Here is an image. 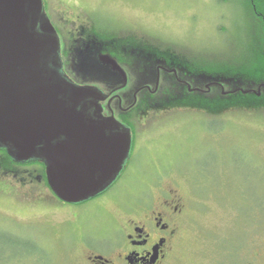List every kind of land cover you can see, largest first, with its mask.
Instances as JSON below:
<instances>
[{
  "label": "rangeland",
  "instance_id": "1",
  "mask_svg": "<svg viewBox=\"0 0 264 264\" xmlns=\"http://www.w3.org/2000/svg\"><path fill=\"white\" fill-rule=\"evenodd\" d=\"M251 4L250 0H42L59 41L67 80L101 91L127 83L121 92L124 102L139 84L153 81L150 70L156 64L150 60L151 68L146 59L156 51L202 75L201 88L216 79L231 85L230 74L200 72L197 64L226 71L249 64L252 53L261 56L264 46L255 44L253 37L259 29L256 17L263 13L257 11L254 18ZM141 45L152 51L134 47ZM101 56L120 60L114 62L123 75L124 70H133L124 79ZM240 80L222 89H232L229 93L236 95H242L245 87L251 93L263 89ZM160 87L158 92H179L168 81ZM206 96L214 95L208 91ZM247 99L238 102L230 97L216 112L196 108L200 105L169 108L167 104L138 116L144 124L136 123L132 157L112 186L111 199L103 203L64 204L36 180L30 190L23 182H14L19 186L15 197L0 190V264H82L75 228L118 216V202L126 192L152 181L154 171L168 173L169 180L177 182L188 206L187 224L176 248L179 258L168 264H264V105L246 103ZM3 175L13 182L14 176Z\"/></svg>",
  "mask_w": 264,
  "mask_h": 264
},
{
  "label": "water",
  "instance_id": "2",
  "mask_svg": "<svg viewBox=\"0 0 264 264\" xmlns=\"http://www.w3.org/2000/svg\"><path fill=\"white\" fill-rule=\"evenodd\" d=\"M26 1L40 5V0H0V147L18 163L42 160L55 195L78 204L115 178L131 137L127 132L105 136L104 128L116 126V120L102 119V91L67 80L58 38L31 33ZM52 40L56 70L42 60ZM101 60L119 69L111 58ZM88 102L96 107V119L78 110Z\"/></svg>",
  "mask_w": 264,
  "mask_h": 264
},
{
  "label": "flooded vegetation",
  "instance_id": "3",
  "mask_svg": "<svg viewBox=\"0 0 264 264\" xmlns=\"http://www.w3.org/2000/svg\"><path fill=\"white\" fill-rule=\"evenodd\" d=\"M40 5H36L31 1L24 3L25 10L29 16L28 27L31 33L37 38L43 36L51 37L52 34L56 36L50 18L44 12L42 0H40ZM251 6L253 10L256 9L254 4ZM40 7L41 10H39ZM51 28L53 31H51ZM144 46L146 47V45ZM144 46L134 47L142 52L149 53L152 51L151 49L148 51ZM149 46L151 47L150 44ZM111 51L113 52L114 49ZM118 51L120 52V50ZM153 54L154 56L149 60L146 59L151 68L152 64H156L155 70H150L153 76L150 74L153 78V83L142 82L139 84L135 87L136 89L130 92V98L127 102L122 100L121 93L125 90L127 83L124 85L120 83L102 91L104 99L99 100V112L102 115V119L112 115L116 120V126L104 128L103 133L105 136L109 137L117 132H127L131 137L128 155L121 169L115 174V178L101 187L99 191L88 199L78 204L69 203V205H77L79 207L81 204H89L92 201L103 203L107 199H111L112 186L121 178L122 172L127 166L126 164L132 157L135 126L137 124H144L141 121L143 118L136 119L138 116L144 115L148 111L152 112V110L157 111L158 109H162L167 104L170 106L169 108H173L174 104L180 107L198 106L200 105V96L206 95L208 91H212L214 96L217 95V92L223 95L231 92V89H222L225 85L217 79L216 81L205 83V88L203 87V89L198 83L197 73L189 71L183 65L178 64V62L172 61V59L169 60L166 54H163L161 51H156ZM42 60H44L46 67H49V70H56V66L54 65L56 59L54 57L53 40L45 47L42 53ZM150 60H153L154 63ZM114 61L120 64V60L114 59ZM108 65L111 67L110 64ZM118 70L115 71L117 72ZM130 71L124 70V75L120 71L118 73L126 79ZM164 81H168L171 86L177 87L179 92H158L161 88V83ZM242 90L246 91L245 89ZM162 93L164 94L161 97ZM159 94L160 96L158 97ZM255 94L259 95L260 93ZM228 99L226 100L228 101ZM196 108L201 110L200 106ZM78 110L83 112L87 119H96V115L98 114L94 103L88 102L86 105L82 103L78 106ZM158 125L160 124L149 126L156 127ZM2 152L3 149H0V153ZM31 163L32 161L23 163L14 162L12 165L7 166L0 159V181L5 183L0 186L1 193L7 190L8 194L6 195L18 196L19 194L16 191H19V186L14 185V182H23L22 186H27V190L33 189L35 187L33 186L34 182L29 178L35 177L39 182L38 186L40 188L46 189L56 200L61 202L62 200L55 195L47 180L45 164L43 165V175L41 166ZM3 174L11 177L14 176L13 182L5 180ZM152 175V181H144L143 186L138 190L126 192L125 199L118 202L121 209L118 216L109 215L102 223L84 222L75 228L78 244L81 246L80 257L83 260L82 264H168L170 260H178L176 248L182 240V232L187 224L188 206H186L185 197L182 195L179 185H177L174 179L171 178L169 180L168 173L163 174L154 171ZM66 204L68 205V203ZM72 215L77 219V215L74 213ZM247 263L253 264L251 262Z\"/></svg>",
  "mask_w": 264,
  "mask_h": 264
},
{
  "label": "trees",
  "instance_id": "4",
  "mask_svg": "<svg viewBox=\"0 0 264 264\" xmlns=\"http://www.w3.org/2000/svg\"><path fill=\"white\" fill-rule=\"evenodd\" d=\"M250 1L256 7L255 10H253V8H252V12L254 13L253 14L254 18L256 16L257 11H261L263 13L262 14L263 16H261V18L256 17V19L258 20L257 27L259 29H257V36L258 37L257 36L253 37V42L255 44L259 43L260 45L264 46V0H253V1L250 0ZM253 42L251 45L252 47L254 46ZM259 50H261V56H260V54L257 55L256 53H252L253 54L252 59L250 60L251 62L249 64L237 65L230 70L222 71V70H218V68H216V67L213 68V66L206 65V64H204V65L197 64V67L199 68L200 72L209 71L212 74H216V73H220V72H224L228 75L230 74L232 77L228 78L227 82H229L231 85L224 84L226 86H234V82L237 83V81L239 80V77L242 80H245V81L248 80L249 82H245V83L246 84H249V83L252 84L251 87L257 88L259 86V87L263 88L262 91L260 92V96H258L254 92L251 93L250 89L248 90L246 87H245L246 91H244L242 93V95L240 93L236 95V94H231L228 92L227 94L221 96L222 94L220 92H217V95L213 96L211 99H208V96H206V95L200 96V107L207 109L209 111L216 112L217 110L221 109L222 107H225L224 105H226L225 102H227L226 99H228V95H230L229 97L235 98L236 101H238L239 99H245L248 97L246 103L252 101L254 105H257V106L264 105V48L259 49ZM256 57H257V59H255ZM239 74H241V75H239ZM238 75H239V77H237ZM202 79H203V76L198 74V82H200ZM217 80H219V79H217ZM242 80H240V81L243 82ZM235 86H237V85L235 84ZM238 88L239 87H236V88H234V90L238 91L237 90ZM249 97H251V98L249 99ZM0 149H3V152L0 155V159L2 160L3 164L10 166V165H12V163L16 162L15 160L10 159V157L8 156L7 151H6V149H4V147H0ZM5 162H7V163H5ZM31 164L40 165L41 169H42V173L44 175V169H43L44 163L42 160L34 159ZM30 178H32V177H30ZM32 180L33 181L36 180V182H38V180L35 179V177H33Z\"/></svg>",
  "mask_w": 264,
  "mask_h": 264
}]
</instances>
